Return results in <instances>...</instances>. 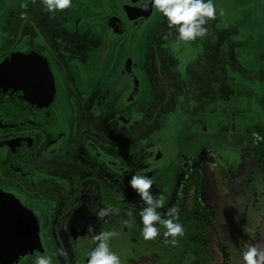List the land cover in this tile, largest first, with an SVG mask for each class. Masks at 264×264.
<instances>
[{"label": "flooded vegetation", "instance_id": "flooded-vegetation-1", "mask_svg": "<svg viewBox=\"0 0 264 264\" xmlns=\"http://www.w3.org/2000/svg\"><path fill=\"white\" fill-rule=\"evenodd\" d=\"M16 1L19 3L14 5L12 0L0 2V8H4L0 14V118L10 117L0 123V190L33 213L39 226L51 225L47 232L40 228L41 241L45 254L63 250V256L57 255L59 264H86V253L95 243L92 236L104 230H118L112 245H120L121 264H130L133 236L128 234L134 232L133 225H128L125 234L124 228L114 221L117 217L114 213L117 214L120 204L124 206L129 199L134 204L138 198L127 188V181L147 166L150 139L161 135L164 129L170 132L168 164L185 98L194 102L193 113L203 112L205 104L208 106L203 117L213 116L216 111L224 117L229 115L226 112L228 108L230 112L231 96L210 99L209 94L218 95L216 88L222 86L213 81L214 67L205 97L199 103L192 99L200 86L196 67L202 60L198 57H203L205 51L206 57L214 54L209 63L212 61L224 69L220 77L224 79L223 85L234 88L233 94L236 88L229 73L233 69L239 76L245 63L238 60L233 65L227 58L216 62L217 52L207 48L208 39L212 38L209 32L201 43L193 41L177 46L174 31L169 34L155 10L134 38L124 7H139L145 0H74L78 1L77 7L72 4L54 17L42 10L39 0ZM224 1L227 5L231 2ZM21 2L25 8H21ZM77 8L80 16L76 14ZM27 9L33 10L34 19L24 17ZM86 10L93 15H85ZM224 11L225 15H237L236 10ZM67 12L74 25L69 35L66 30L49 28L54 19L60 26L68 25L62 21L66 20ZM146 42L152 44L154 54L166 51L162 53V66L145 68L144 60L150 57ZM228 51L225 46L221 53ZM128 59L130 70L125 71L123 65ZM9 61L11 64L2 69ZM152 70L160 72V76L154 77L162 81L163 92L176 99L174 106L159 119L150 109L144 88V73ZM136 76L138 94L132 97ZM9 82L13 88L8 87L9 93L4 90L2 95ZM164 101L167 100L164 98L159 104L163 110ZM216 102H221V108ZM138 113L146 119L154 118L153 123L149 121V126L134 129ZM148 128L155 129L146 139L143 132ZM164 168L149 191L158 189ZM120 188L124 191L120 192ZM93 204L112 211L101 218L91 209ZM89 225L92 232H86ZM159 238L167 239L162 230ZM48 240L58 248L50 249ZM33 260L34 257H29L25 261Z\"/></svg>", "mask_w": 264, "mask_h": 264}, {"label": "rangeland", "instance_id": "rangeland-1", "mask_svg": "<svg viewBox=\"0 0 264 264\" xmlns=\"http://www.w3.org/2000/svg\"><path fill=\"white\" fill-rule=\"evenodd\" d=\"M12 1L11 5L19 3L16 0ZM263 1L231 0L230 4L227 5L224 0H214L217 10L219 9L222 14L206 25L209 35L212 36L211 40L208 39L210 47L207 48H210L211 52L212 50L217 52L216 62L218 60L221 62L222 59L227 58L233 65H236L235 63L240 60L245 63V69L239 76L237 71L233 69L229 73L232 79L231 84L236 88V94H233L234 88L223 85L224 79L220 77L225 72L224 69L218 64H212V61L209 63L214 54H207L206 57L205 51L203 57H198V60L202 61L197 64V69L194 68L199 71V77L196 80L200 86L199 90L193 93L192 99L195 98L193 100H197L199 103L205 97L207 81L212 78L210 71L214 67L213 81H216L215 85H219L218 82H220L222 86L216 88L219 90L218 95L209 94L210 99L215 101L219 100L220 97L224 99L226 96H231L230 110L233 109L232 106H236L239 115H234V111L229 112L228 108L226 113L229 116L224 117L221 115L222 113L216 111L213 116L203 117L208 112V106L205 104L203 112L193 113L191 107L194 106V102L185 98L182 104L183 117L177 126L178 133L174 139L172 157L163 170L162 177L158 182V189L151 191L154 197L157 195L164 197V206L157 210L164 218L169 208L177 204L181 196L183 182L188 175L193 170L198 171L200 187L199 199H197L196 204L198 209L205 208L211 215V228H204L201 225L199 228V224L192 219V225L198 231L193 234L192 231L184 230L183 236L176 237L175 245L165 243V239L160 241L155 238L151 241H144L139 232L138 214L145 205L138 198L134 204L129 199L124 203V206L120 204L117 214L114 213V216L117 215L114 221L117 220L119 228L120 226L124 228L125 234L128 225H133L131 230L134 232L128 235L133 236V246H130L133 249L132 259L135 264H169L174 260L178 264H223V254L226 252L232 256L234 264H240L239 257L243 246L255 243L249 238L255 235V232L256 234L259 233L257 227L260 226L264 216V161L256 160L251 155L247 133L251 129L250 126L255 123H264V104H262L264 99ZM77 2L73 0L72 4L76 6ZM2 7L0 14L4 12ZM76 10L77 13L73 12L79 15L80 9L77 8ZM224 10H236L237 15H225ZM67 13L68 15L64 14L66 20L62 19V21H66L68 25L62 23L64 28H61L62 26L59 25L57 19H54L51 20L49 28L53 27V30L56 31L66 30V35H69L70 31L74 30L72 28L74 25L72 20H69L70 13ZM85 15L89 17L93 14L86 10ZM24 17L32 20L35 13L32 9H27ZM89 26L91 29L93 28L92 24ZM196 41L201 43L202 39ZM224 43L230 51L223 54L221 52L225 47ZM204 44L206 45V43ZM145 45L150 51V57L144 60L146 62L145 68L162 66L164 57L162 53L166 54V51L154 54L151 48L152 44L146 42ZM226 71L228 73L227 69ZM155 75L160 76V72L145 71L144 88L150 109L154 110L155 115L160 116L159 119L168 113L166 110L174 106L176 99H172L170 93L163 92L160 85L162 81L160 82L155 78ZM163 80L165 79L163 78ZM177 89L175 87V95L178 94ZM164 98L167 100L164 101L165 110L159 108L160 101ZM220 104L221 102L217 105L218 108H221ZM160 110L162 115H160ZM138 116L139 119L137 118L133 124V128L136 130L138 127L145 128V126H149V121L152 123L154 121V118H144V114L142 117L138 113ZM154 129L148 128L144 131V137L147 139L148 136H151ZM159 137L154 135L152 140ZM121 191L124 190L120 188ZM188 202L190 204V201ZM91 209L95 211V214L100 210L95 204L92 205ZM125 221L134 222L125 224ZM50 226L41 225L40 228L47 232L48 229L50 231ZM161 230L164 231L162 227ZM45 236L47 233L43 237L45 238ZM255 236L257 242V235ZM48 243L51 246L50 249L58 248L50 240ZM21 264H33V261H25Z\"/></svg>", "mask_w": 264, "mask_h": 264}, {"label": "clouds", "instance_id": "clouds-1", "mask_svg": "<svg viewBox=\"0 0 264 264\" xmlns=\"http://www.w3.org/2000/svg\"><path fill=\"white\" fill-rule=\"evenodd\" d=\"M42 10L50 17H54L72 6L73 0H39ZM21 4V8H25ZM154 9L164 20L169 34L174 31L177 46L203 39L208 32L207 24L222 14L217 10L214 0H145L141 4L142 11ZM155 184L154 179L148 175L132 174L127 181V188L145 205L139 211V232L144 241H151L161 235L164 229L165 243L175 245L176 237L184 235V229L179 222V210L171 207L167 218H162L157 210L164 206V197L149 191ZM112 211L101 208L97 215L105 217ZM130 215V213H129ZM134 219V218H133ZM125 224L130 221H125ZM92 225L86 232H92ZM119 235L118 230H104L95 233L92 240L94 246L86 253V264H121L120 256L111 250L112 242ZM63 250L40 254L33 260V264H59L57 255L63 256ZM240 264H264V245L260 243L245 244L240 252Z\"/></svg>", "mask_w": 264, "mask_h": 264}, {"label": "water", "instance_id": "water-1", "mask_svg": "<svg viewBox=\"0 0 264 264\" xmlns=\"http://www.w3.org/2000/svg\"><path fill=\"white\" fill-rule=\"evenodd\" d=\"M137 1L138 0H132V2ZM124 10L129 24L133 26L132 35L134 38H136L139 36L145 24L150 19L154 9L147 12L142 11L141 5H139V7L134 8H129L126 6L124 7ZM262 14L264 15V3L262 7ZM135 18L141 19L135 20ZM117 27L119 28V26ZM133 43L134 42L131 43L132 47ZM12 61L15 62L14 60ZM9 64H11V61L7 62L6 65L3 64V67L1 68L3 69ZM130 65L129 59L124 61L123 67L125 71L130 70ZM14 77H16V75ZM138 82L139 81L136 76L134 80V90L131 95L132 97L138 94ZM10 84L11 82H9V85L3 87L2 95L4 90L9 93L8 89L13 88V86ZM11 91L13 93L15 92L13 90ZM9 118L10 117L8 116L4 118L2 115L0 118V123L1 120L3 121V119ZM169 134L170 132L164 129L160 137L157 135L159 138L156 140L155 138L154 140H151L149 144L150 153L146 162L147 166L136 171L135 174L151 176L155 181L156 177L162 170V167H166L167 165ZM11 197L12 196L6 194L5 191L0 190V264H21L29 257L35 258L40 254H45L40 236V226L38 225L36 216L33 213L27 211L25 208L21 207L19 204L15 203ZM159 237L160 235H158L156 238ZM257 243L264 245V216L259 227ZM118 245H111V250L115 251L117 254L118 250L121 251L119 247L120 245Z\"/></svg>", "mask_w": 264, "mask_h": 264}, {"label": "trees", "instance_id": "trees-1", "mask_svg": "<svg viewBox=\"0 0 264 264\" xmlns=\"http://www.w3.org/2000/svg\"><path fill=\"white\" fill-rule=\"evenodd\" d=\"M264 104V99L262 100ZM234 115H239L237 109L232 106ZM229 116V115H228ZM249 140V147L251 149V155L256 160L264 161V123L262 125H254L248 130L247 133ZM199 187H200V175L199 172L193 170L186 180L183 182L181 196L174 206L179 210V222L181 223L185 231L191 232L193 234L198 231L196 227L192 225V219L194 222L199 224L204 228L211 227V215L208 214L207 209L196 208V201L199 199ZM190 195V196H189ZM190 201V204L189 202ZM167 218V215L164 217ZM198 235L200 233L198 232Z\"/></svg>", "mask_w": 264, "mask_h": 264}, {"label": "crops", "instance_id": "crops-1", "mask_svg": "<svg viewBox=\"0 0 264 264\" xmlns=\"http://www.w3.org/2000/svg\"><path fill=\"white\" fill-rule=\"evenodd\" d=\"M263 123H255L254 125H262ZM253 125V126H254ZM250 127H252V126H250ZM196 208H198V206L196 205ZM205 209V208H204ZM260 227V226H259ZM259 227H257V229H259ZM211 228V227H210ZM255 235H257L258 236V234H256V232H255ZM255 235H252V236H250V240L252 241H255V243H257L256 242V236ZM169 238V237H168ZM167 238V239H168ZM166 240V239H165ZM161 241H162V239H161ZM133 252V251H132ZM119 254L121 255V253L119 252ZM223 256H224V262H223V264H234V261L232 262V256L229 254V253H224L223 254ZM129 261H130V264H135V262H134V260L132 259V254H131V258L129 259ZM196 262H197V260H196ZM169 264H178L177 263V261L176 260H174L173 262H171V263H169Z\"/></svg>", "mask_w": 264, "mask_h": 264}]
</instances>
